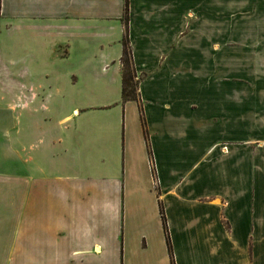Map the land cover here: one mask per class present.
Instances as JSON below:
<instances>
[{"label": "crops", "instance_id": "0c3cea01", "mask_svg": "<svg viewBox=\"0 0 264 264\" xmlns=\"http://www.w3.org/2000/svg\"><path fill=\"white\" fill-rule=\"evenodd\" d=\"M219 16L264 38V0H0V264H264V42Z\"/></svg>", "mask_w": 264, "mask_h": 264}, {"label": "rangeland", "instance_id": "374dc122", "mask_svg": "<svg viewBox=\"0 0 264 264\" xmlns=\"http://www.w3.org/2000/svg\"><path fill=\"white\" fill-rule=\"evenodd\" d=\"M257 17L258 16H219V36H218V47L223 48L224 51L235 52L237 51L240 45L251 43V44H259L264 42L263 39H259L256 34L253 33V28H257ZM227 18V20H226ZM246 26L245 29H239L236 26L241 25ZM221 34V35H220ZM2 56L0 55V73H2V65H3ZM16 75L24 77V79L34 77V69L23 70L22 68H14ZM2 76L0 74V97L2 95ZM6 102L7 100H2L0 98V113H6ZM11 103H15L12 101ZM20 107L16 105L13 108V113L10 116V126H14L17 122L13 123ZM53 195L49 199L52 198ZM42 199L41 202H38L42 205H49L50 200ZM44 215V214H43Z\"/></svg>", "mask_w": 264, "mask_h": 264}, {"label": "trees", "instance_id": "16d2710c", "mask_svg": "<svg viewBox=\"0 0 264 264\" xmlns=\"http://www.w3.org/2000/svg\"><path fill=\"white\" fill-rule=\"evenodd\" d=\"M124 25L127 26V16H124ZM121 64V101L122 102H137V82L136 75L132 67L131 50L128 45L127 37L122 41V55L120 58ZM168 242V239H167Z\"/></svg>", "mask_w": 264, "mask_h": 264}]
</instances>
